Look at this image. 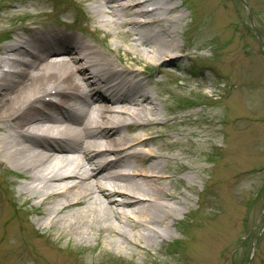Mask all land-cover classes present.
Here are the masks:
<instances>
[{
  "label": "bare ground",
  "instance_id": "6f19581e",
  "mask_svg": "<svg viewBox=\"0 0 264 264\" xmlns=\"http://www.w3.org/2000/svg\"><path fill=\"white\" fill-rule=\"evenodd\" d=\"M74 1L89 10L83 36L48 22L43 3L10 9L26 21L0 46V168L18 187L8 202L27 207L37 235L153 254L191 206L181 188L193 189L195 169L174 135L156 131L177 122L164 118L172 92L153 90L162 80L127 57L158 75L180 70L185 0Z\"/></svg>",
  "mask_w": 264,
  "mask_h": 264
},
{
  "label": "rangeland",
  "instance_id": "374dc122",
  "mask_svg": "<svg viewBox=\"0 0 264 264\" xmlns=\"http://www.w3.org/2000/svg\"><path fill=\"white\" fill-rule=\"evenodd\" d=\"M246 1L247 6L235 0H185L176 37L184 55L182 68L150 75L162 80L150 85L153 90L172 92H163L164 118L177 121L156 131L174 135L180 142L176 154L195 169L193 189L181 188L191 206L180 215V224L172 226L168 241L155 244L153 254L134 255L109 247L100 253L95 240L85 242L86 247L57 235L35 236L27 207L9 205L18 187L11 172L0 168V199L6 200L5 206L0 200V264H57L58 259L61 264H244L254 242L250 264H264V0ZM39 3L45 5L48 22L64 11L48 0H0V46L7 30L26 21L13 15L24 10L10 7ZM78 5L83 14L89 12ZM249 16L263 46L252 34ZM105 40L123 49L127 45L116 36ZM127 58L151 69L144 60ZM193 66L208 69L192 76L188 70ZM16 234L22 235L20 246L13 240Z\"/></svg>",
  "mask_w": 264,
  "mask_h": 264
}]
</instances>
